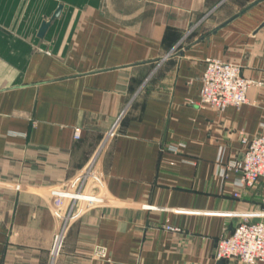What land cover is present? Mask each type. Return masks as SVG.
<instances>
[{
	"label": "crops",
	"instance_id": "obj_1",
	"mask_svg": "<svg viewBox=\"0 0 264 264\" xmlns=\"http://www.w3.org/2000/svg\"><path fill=\"white\" fill-rule=\"evenodd\" d=\"M27 3L43 13L39 23L0 22V264H240L216 260L215 249L244 220L264 221V189L236 198L237 175L221 169L241 157V133L252 139L264 125V0ZM2 25L25 38L4 36ZM20 40L25 52L13 48ZM211 58L263 82L248 104L199 106ZM119 118L101 156L108 201L71 225L53 259L49 192ZM96 245L109 261L93 257Z\"/></svg>",
	"mask_w": 264,
	"mask_h": 264
},
{
	"label": "built area",
	"instance_id": "obj_2",
	"mask_svg": "<svg viewBox=\"0 0 264 264\" xmlns=\"http://www.w3.org/2000/svg\"><path fill=\"white\" fill-rule=\"evenodd\" d=\"M201 81L199 106L222 112L229 107L248 104L249 89L263 85L261 81L243 76L240 64L217 58L206 60ZM120 118L105 134L91 160L73 177L49 192L52 201L51 212L57 222L51 252L53 259L61 253L71 225L88 211L101 207L108 201L101 156L117 134ZM74 137L80 138L79 130L75 132ZM241 142L244 145L241 157L230 161L221 169L223 176L227 175V171L237 175L234 181L236 198L241 196L243 189L255 187L259 183L264 189V125L252 139L242 132ZM181 146L183 145H173L169 149L177 152ZM222 161L223 150H220L218 162L221 164ZM165 228L168 231H179V228L173 226H165ZM93 257L97 260H110L108 249L101 245L94 246ZM214 257L218 261L236 260L240 264H264V221L253 222L246 219L241 222L230 236L222 237L218 241Z\"/></svg>",
	"mask_w": 264,
	"mask_h": 264
},
{
	"label": "rangeland",
	"instance_id": "obj_3",
	"mask_svg": "<svg viewBox=\"0 0 264 264\" xmlns=\"http://www.w3.org/2000/svg\"><path fill=\"white\" fill-rule=\"evenodd\" d=\"M9 4H7V0H0V5L4 6H11L14 5L12 9H8L10 11L3 12L0 11V22L1 23H39L41 19L43 18V13L38 11L37 9L35 12H29L28 13V0H8ZM16 4V6H15ZM35 9V7H34ZM26 10V11H25ZM1 30L3 31V35L10 38H16V39H22L25 38L27 31H25V35H18L17 30L14 26L8 28L7 26L2 25ZM19 45H16L13 47L15 49H19L21 51H26L28 48V42L22 43V40L18 41Z\"/></svg>",
	"mask_w": 264,
	"mask_h": 264
},
{
	"label": "water",
	"instance_id": "obj_4",
	"mask_svg": "<svg viewBox=\"0 0 264 264\" xmlns=\"http://www.w3.org/2000/svg\"><path fill=\"white\" fill-rule=\"evenodd\" d=\"M62 12V5H60L57 10L55 11L53 17L51 20L49 21H43L42 24H41V27L39 29V32H38V37L40 38H43L46 31L48 30L49 26L51 25L52 23V20L59 17V15L61 14ZM261 27H264V23L261 25Z\"/></svg>",
	"mask_w": 264,
	"mask_h": 264
}]
</instances>
